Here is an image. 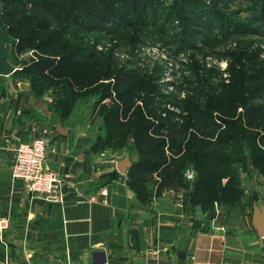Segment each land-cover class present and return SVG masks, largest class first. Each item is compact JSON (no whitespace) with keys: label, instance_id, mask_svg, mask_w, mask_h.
<instances>
[{"label":"trees","instance_id":"16d2710c","mask_svg":"<svg viewBox=\"0 0 264 264\" xmlns=\"http://www.w3.org/2000/svg\"><path fill=\"white\" fill-rule=\"evenodd\" d=\"M76 1H79V5ZM122 1L2 0L0 26L3 35L9 33L15 41L17 50L34 48L31 61L24 64L20 71L28 77L29 88L35 95L50 88L57 90L58 114L61 118L70 114L79 96L97 95L96 103L100 104L98 108L105 124L107 140L103 142L98 135L93 148H117L130 142L128 146L135 149L137 158L127 167V183L139 201L147 202L153 193L159 194L168 187H186L188 183L184 180L183 172L191 162L196 169L191 187L186 188L191 207L198 204L205 213L210 214L214 200L225 202L224 199L242 191L236 176L239 171L234 163L244 162L245 155L242 152L238 154L243 146L249 148L250 154H254L252 163L260 165V172L264 174V152L260 148L261 145L264 147V120L260 121L253 115L264 109V105L254 102L247 104L251 96L264 95L261 93L264 90H260L264 79L256 78L246 68L232 67L241 56L252 58L256 50H253L252 55L245 54L247 46L242 45L239 38L237 45L235 43L226 50L232 57L229 63L231 82L220 83L222 91L207 94L198 102L191 99L187 106L188 115L184 119H175L174 111L166 108L159 100L161 92L156 82L143 79L136 69L124 63H113L111 56L101 61L93 42L77 43L62 39L67 26L65 21L69 20L68 24L75 22L70 13L84 16L86 19L79 23L81 26L76 24L91 29L87 25L91 20L87 14L108 13L121 18L117 16L114 4ZM219 1L210 4L202 0L199 3L197 18L202 17L206 11L218 19L216 32L204 35V44L209 45L210 42L211 47H214L221 39L233 34L238 36L258 31V25L254 23L264 18V0H249V9L254 10L255 20L253 17L240 19L232 16L235 13L231 15L226 12ZM78 6L79 9L72 12ZM65 7L66 12L60 14ZM185 20L186 23L181 26V38L185 37L189 26L199 25L190 16L185 17ZM250 20L254 22L250 24ZM126 22L132 23L131 20ZM213 24L209 18V32ZM258 79L261 81L254 85L250 83ZM200 93L202 91L196 94ZM106 98L107 102H102ZM239 104L244 107L240 116H244L247 126L241 123L237 125L241 132L239 138L242 139L238 143L237 132H234L236 119L232 117ZM213 112L231 130H223L215 135L213 127L217 128L218 124L212 118ZM115 135L120 139L118 142H115ZM224 176H227L226 182H222Z\"/></svg>","mask_w":264,"mask_h":264},{"label":"crops","instance_id":"0c3cea01","mask_svg":"<svg viewBox=\"0 0 264 264\" xmlns=\"http://www.w3.org/2000/svg\"><path fill=\"white\" fill-rule=\"evenodd\" d=\"M12 107L0 105V214L9 217L0 264H264V236L252 211L228 218L198 205L173 207L167 192L141 202L126 172L116 169L126 156L119 149L95 150L89 128L63 122L58 113L47 122L31 107ZM42 127L47 165L73 175L62 186V202L30 193L11 177L16 143Z\"/></svg>","mask_w":264,"mask_h":264},{"label":"rangeland","instance_id":"374dc122","mask_svg":"<svg viewBox=\"0 0 264 264\" xmlns=\"http://www.w3.org/2000/svg\"><path fill=\"white\" fill-rule=\"evenodd\" d=\"M200 1L202 0H123L121 3L114 4L117 8V16L123 19L116 18V16L108 13H99L98 15L86 13L91 19L87 24L91 29L85 28L83 25L82 28L80 27L79 23H83L86 19L84 16H76L69 12L71 17H74L75 22L68 24L69 20L65 21L67 26L62 39L67 38L77 43L93 42L101 61L111 56L114 60L113 63H124L136 69L143 79L156 82L160 88L161 93H159L158 98L162 101V105L174 111L175 119H184L188 115L187 106L191 99L198 102L204 99L207 94L220 92L223 90L220 83L230 81L229 63L232 57L226 53V50L233 47L235 43L237 45L239 38L242 40V45L247 46L245 54L251 53L252 55L253 50H256V54L252 55V58L241 56L238 63H235L232 67L246 68L249 71L248 73L252 72L256 78L264 79V18L255 20L252 12L254 10L249 9V0H220L219 4L222 9L224 8L231 15L232 12L235 13L232 16L240 19L253 17L254 24L258 25L257 30L260 33L253 31L245 35L240 34L239 37L233 34L221 39L218 44L211 47L210 42L209 45H206L202 42V39L204 35L216 32L218 19L206 11L202 17L197 18L196 15L200 11L198 10ZM208 1L212 4L217 0H206V3H209ZM2 3V0H0V7ZM76 4L79 5V1H76ZM78 9L79 6L74 7L72 12ZM64 12H66V7L60 11V14ZM187 16L195 18L199 25L189 26L185 32V37L182 36L181 38L183 28L181 26L186 23L185 17ZM209 18L214 23L210 32L207 25ZM127 20H131L132 23H127ZM254 20H250V24ZM191 28H195L200 32ZM4 36L7 37V40H5L7 59L16 69L6 75L0 74V105L2 102L4 104L10 102L14 104L12 108L19 106L22 112H26V108L31 107L35 111L41 112L44 119H47L45 121H51L49 116L52 117L58 113L57 90L50 88L40 95H35L29 88L28 77L20 71L24 64L31 61L34 48L17 50L15 41L9 33H5ZM247 43L251 44L247 45ZM241 64L243 66H240ZM260 81V79L251 80L250 83L254 85L255 82ZM25 83L28 84L27 89L24 87ZM197 89V92L202 91L201 95L196 94L195 90ZM260 90H264L263 84ZM261 93H264V91ZM257 95L247 99V104L254 102L264 105V95ZM96 98V94L79 96L70 112L71 115L69 114L70 117L62 118L61 121L68 120V124L87 126L93 137L96 138L99 135L102 137L101 140L105 142L107 132L101 118V111L98 108L100 104L96 103ZM107 100L108 98L102 100V102H107ZM243 108L239 104L232 117L236 119L234 132H237L238 143L242 139L239 138L241 132L238 131L237 125L241 123L243 126H247L244 116H240ZM213 114L212 118L218 124L217 128L213 127L215 135L223 130H231L227 129L228 127L219 119L216 112H213ZM253 115L255 118H259L260 121L264 120V109ZM252 129L256 130V128ZM114 139L115 142L120 140L117 135ZM256 139L260 142L258 137ZM129 143L128 141L122 146L112 149H119L124 155H129L132 162L137 158V153L135 149L128 146ZM260 148L264 152L262 145ZM221 150L223 151V149ZM238 152L239 155L242 153L245 155L242 164L234 163V167L239 171V175L236 176H238L242 191L237 195L224 199L225 202L214 200L211 207L213 211L217 212L216 216L221 213L222 216L228 218L243 217L247 212L249 214L252 211L254 202L260 203L262 201L264 203V174L260 172V165L252 163L254 154H250L248 147L243 146L242 151L239 150ZM187 169H193L194 175H196V169L191 162L184 168V172ZM183 177L185 182L188 183L186 187L182 185L168 187L162 192H167L168 196L173 199V207L178 205V202H182L181 206L183 208L192 209L186 188L191 187L195 176L189 179L183 174ZM250 178L253 179V184H250ZM226 180L227 176L222 177V182H226ZM161 193H153V195L157 196Z\"/></svg>","mask_w":264,"mask_h":264},{"label":"built area","instance_id":"2783aa9c","mask_svg":"<svg viewBox=\"0 0 264 264\" xmlns=\"http://www.w3.org/2000/svg\"><path fill=\"white\" fill-rule=\"evenodd\" d=\"M47 129L42 127L32 137H21L14 147V157L11 164V177L19 180L30 193H41L57 201H64L65 194L62 186L73 176L70 172L58 171L46 163L48 140ZM186 178H193V169L184 172ZM182 202H178L181 206ZM9 226V217L0 214V241L4 239L5 231ZM227 264V263H223ZM232 264H254L239 261Z\"/></svg>","mask_w":264,"mask_h":264},{"label":"water","instance_id":"95a60500","mask_svg":"<svg viewBox=\"0 0 264 264\" xmlns=\"http://www.w3.org/2000/svg\"><path fill=\"white\" fill-rule=\"evenodd\" d=\"M16 67L10 63L7 59L6 47H5V37L1 30L0 26V74L6 75L13 72ZM56 130L61 134L67 133V127L57 124L55 126ZM21 133V128L16 131V135ZM131 159L129 155H126L118 160H116V169L121 172L125 173L127 167L130 165ZM250 184H253V179L250 178ZM85 188V187H83ZM82 189V188H81ZM251 221L253 226L256 228L257 232L264 236V203L261 201L260 203L254 202L252 205V214H251Z\"/></svg>","mask_w":264,"mask_h":264}]
</instances>
